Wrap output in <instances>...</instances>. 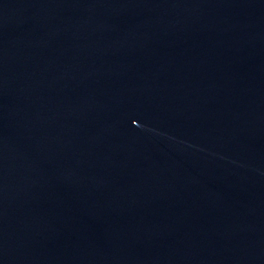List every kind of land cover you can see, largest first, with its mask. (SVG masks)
<instances>
[{
    "label": "water",
    "instance_id": "water-1",
    "mask_svg": "<svg viewBox=\"0 0 264 264\" xmlns=\"http://www.w3.org/2000/svg\"><path fill=\"white\" fill-rule=\"evenodd\" d=\"M0 264H264V0H0Z\"/></svg>",
    "mask_w": 264,
    "mask_h": 264
}]
</instances>
